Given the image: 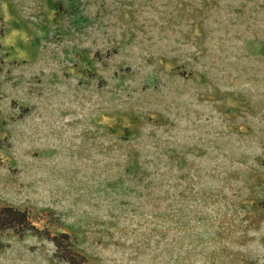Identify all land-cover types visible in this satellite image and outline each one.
Here are the masks:
<instances>
[{
  "label": "rangeland",
  "instance_id": "obj_1",
  "mask_svg": "<svg viewBox=\"0 0 264 264\" xmlns=\"http://www.w3.org/2000/svg\"><path fill=\"white\" fill-rule=\"evenodd\" d=\"M0 204V264H264V0H0Z\"/></svg>",
  "mask_w": 264,
  "mask_h": 264
},
{
  "label": "trees",
  "instance_id": "obj_2",
  "mask_svg": "<svg viewBox=\"0 0 264 264\" xmlns=\"http://www.w3.org/2000/svg\"><path fill=\"white\" fill-rule=\"evenodd\" d=\"M32 224V218L28 211L19 210L11 206H2L0 204V232L9 229L20 235H24L26 231L34 227ZM65 237L70 238L69 235H65ZM54 241L58 246L62 244L57 243L58 239H54Z\"/></svg>",
  "mask_w": 264,
  "mask_h": 264
}]
</instances>
